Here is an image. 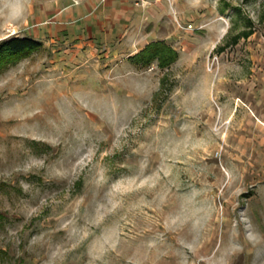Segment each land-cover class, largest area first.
Here are the masks:
<instances>
[{
	"label": "rangeland",
	"instance_id": "rangeland-1",
	"mask_svg": "<svg viewBox=\"0 0 264 264\" xmlns=\"http://www.w3.org/2000/svg\"><path fill=\"white\" fill-rule=\"evenodd\" d=\"M64 1L0 0L41 43L0 66V264H264V0H133L104 44Z\"/></svg>",
	"mask_w": 264,
	"mask_h": 264
},
{
	"label": "crops",
	"instance_id": "crops-1",
	"mask_svg": "<svg viewBox=\"0 0 264 264\" xmlns=\"http://www.w3.org/2000/svg\"><path fill=\"white\" fill-rule=\"evenodd\" d=\"M101 1L78 0L76 5L61 2L62 8L53 11L55 28L65 30L69 36L75 35L74 33L78 30H83L86 39H90L94 44H97L96 40L99 39V42L104 44L107 39L118 38L121 31L132 27L137 22V10L131 8L133 0H107L102 1L103 4L100 3ZM154 42H146L126 57H133ZM116 56L118 55L115 54Z\"/></svg>",
	"mask_w": 264,
	"mask_h": 264
},
{
	"label": "trees",
	"instance_id": "trees-1",
	"mask_svg": "<svg viewBox=\"0 0 264 264\" xmlns=\"http://www.w3.org/2000/svg\"><path fill=\"white\" fill-rule=\"evenodd\" d=\"M250 33L244 34L247 37ZM41 47V43L30 38H12L0 43V66L22 57H26ZM177 59L176 51L163 42H154L143 50L129 57V60L140 67L149 68L156 62L157 67L167 68Z\"/></svg>",
	"mask_w": 264,
	"mask_h": 264
},
{
	"label": "built area",
	"instance_id": "built-area-1",
	"mask_svg": "<svg viewBox=\"0 0 264 264\" xmlns=\"http://www.w3.org/2000/svg\"><path fill=\"white\" fill-rule=\"evenodd\" d=\"M102 1H104V0H102ZM141 2H143L144 3V0H140ZM78 2L76 1V0H73V4L74 5H76ZM189 28H190V26H189Z\"/></svg>",
	"mask_w": 264,
	"mask_h": 264
}]
</instances>
